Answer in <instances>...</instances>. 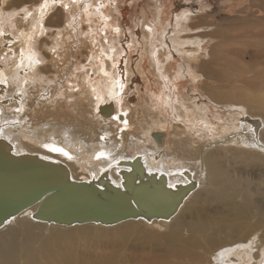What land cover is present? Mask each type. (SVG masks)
<instances>
[{"label":"bare ground","instance_id":"6f19581e","mask_svg":"<svg viewBox=\"0 0 264 264\" xmlns=\"http://www.w3.org/2000/svg\"><path fill=\"white\" fill-rule=\"evenodd\" d=\"M117 1L108 7L109 0H80L79 5L64 0L69 7L56 9L73 17L61 22L57 10L49 9L43 21L48 31L41 35L37 29L29 43L35 21L27 13L38 20L43 0H0V74L7 81L0 85V141L15 156L63 166L72 182L119 187L126 178L146 210L161 214L112 224L62 225L35 220L30 207L0 225V264H81L77 248L88 239L107 241L112 264H259L264 254V180L253 182L240 169L264 164V62L249 67L244 51L226 46L245 39L264 47V0H232L241 4L235 17L247 25L241 31L244 39L239 35L234 41L229 31L240 27L222 28L200 4L217 0H181L186 5L135 0L140 10H134L133 24L140 34L131 31L127 10L116 8ZM188 1L198 5L189 7ZM99 4L105 7L97 13ZM85 5H91L87 12ZM185 11L192 15L183 17ZM102 16L110 17L108 44ZM116 26L121 28L118 36L112 31ZM14 33L16 41L10 37ZM213 39L218 41L209 45ZM57 44L54 54L50 49ZM109 45L117 49L109 53L116 69L113 60L100 55ZM44 46L46 52L38 54L40 66L17 71L22 48L26 53L37 48L38 53ZM139 46L135 67L130 69L127 59L125 74L124 56L138 52ZM101 61L108 77L100 71ZM135 73L146 93L137 86ZM148 74L154 77V89ZM116 79L125 88L113 97L109 92ZM133 83L136 94L127 95ZM20 88L25 91L24 111L17 114ZM53 142L71 159L43 147ZM100 152L105 156L97 159ZM134 160L137 168L129 179L124 170ZM160 174L164 177L156 179ZM188 183L175 194L163 187ZM153 185L155 193L144 194ZM166 198L167 205H156ZM178 199L179 207L164 215Z\"/></svg>","mask_w":264,"mask_h":264},{"label":"water","instance_id":"95a60500","mask_svg":"<svg viewBox=\"0 0 264 264\" xmlns=\"http://www.w3.org/2000/svg\"><path fill=\"white\" fill-rule=\"evenodd\" d=\"M9 145L0 141V225L13 215L32 207L33 218L42 222L69 225L73 223L98 222L103 224L118 223L127 219L161 214L153 208L146 210L141 194L133 186L122 180V186L107 185L101 188L93 183L72 182L69 172L54 162H45L35 156H15L9 151ZM135 161V162H134ZM127 162L132 167L124 170L133 178L136 171L134 160ZM141 162V161H140ZM139 169H145L137 165ZM146 172V171H145ZM163 174L157 176L164 177ZM159 180V179H158ZM135 183L138 184V181ZM190 183V182H189ZM175 189L164 184L166 192L177 193ZM158 186V184H157ZM156 185L148 186L147 193H155ZM178 189V191H179ZM169 199H159L158 206L167 205ZM175 201L164 215L172 214L180 204ZM152 218V217H151Z\"/></svg>","mask_w":264,"mask_h":264},{"label":"rangeland","instance_id":"374dc122","mask_svg":"<svg viewBox=\"0 0 264 264\" xmlns=\"http://www.w3.org/2000/svg\"><path fill=\"white\" fill-rule=\"evenodd\" d=\"M174 1H176L177 4L186 5L184 1L183 2L181 0H174ZM139 2L138 1L136 2L135 0H118L116 3V8L120 7V8L127 10L128 15H127V19H125L126 22L128 23V25L131 26L132 32L138 31V33L140 34L139 27H136L133 24L134 10H137V9L140 10V7L138 8V5H137ZM188 3L190 4L189 7L190 6L196 7L198 5L197 2L195 3L193 1H188ZM204 3L205 2H201L200 4L203 6V8H205L207 10L208 13L213 15L216 22L219 25H221L222 28L234 29V27L235 28L240 27L239 28L240 30L237 29L236 31H233V30L229 31L228 37L230 38L231 41L238 39L239 35H241V38L244 39L243 38L244 34L241 31H242L243 27L247 26V25L244 21L236 18L237 13L234 12V11H238L241 9L240 3L235 5L234 2H232V0H217V1H214L213 3H211V2H206V4H204ZM24 7L25 6H23V8ZM56 7L57 6H55L54 9H56ZM23 8H20V9H23ZM56 10L58 13V20L61 22L66 20V19L68 20L69 18L73 17V14L70 11H67L68 14L66 15V13H64L62 8L56 9ZM52 12H55V10H53ZM235 18L237 21L235 20ZM248 20L251 21V18H248ZM132 24H133V27H132ZM214 28H215V26H211L208 29H214ZM52 30H54V29H52ZM10 37L12 39H14L15 41L18 40V35H16L15 33L12 36L10 35ZM217 41H218L217 39L216 40L213 39L209 42V45L210 44L212 45ZM230 44L231 45L226 46V48L228 50L230 48L231 49L232 48L233 49L234 48H240L242 51H244L246 53L244 60H245V64L247 66L250 67L251 65H253V63L254 64L257 63V65L259 66V64L264 62V60H263V58H264V47L254 46L252 44V42H247V41L245 42V39L243 42L237 41L236 44H234V43H230ZM237 46H239V47H237ZM240 46H243L244 48L240 47ZM137 49H138V52L133 51V53L132 52L130 53V51H128L129 55L128 54H127V56L123 55L124 61L125 60L127 61V59L130 58V62L128 64L130 69H134L133 67H135L136 61L138 60L140 46L137 47ZM34 51L37 52V48ZM44 51L46 52V46H44V48L39 51L40 53L38 52L37 54L41 55V52L44 54L45 53ZM174 57H177V56H174ZM205 59H207V57ZM122 63H123V65H125L123 61H122ZM147 68H148V70H150L149 67H147ZM135 77H137L138 82H140V83H137V86L138 87L140 86L139 88H140L141 93L142 94H143V92L146 93L144 81H143V79H141L142 77L136 73H135ZM148 77L150 79L151 85H153L151 88L154 89L155 85H156V84H153V82L155 83V81H153L154 77H152V75L149 76V74H148ZM141 83H143V84H141ZM129 86H130V89H129V92L127 93V95H129L131 91H134V93L136 94V92H135L136 84L133 83ZM186 88H187V86H186ZM190 93H192V92L190 91ZM202 99H205V97H203ZM237 164H239V163H237ZM261 165H262V167H258L259 169L257 168V166L254 169H252V168L242 169L240 166H238V168L239 167L241 168L240 172H243L245 177H247L248 179L250 177V180H252L253 182H256V181H259V179L264 180V179H261V178H264V168H263L264 164H261ZM261 165H259V166H261ZM260 175H262L263 177ZM256 179H258V180H256ZM95 240L96 239H91V241H90V239H88V241H83V244L77 248V251L81 254V264H112V259L110 258V254L112 253L113 250L107 245V241L103 240L105 242V243H103V242L95 241ZM63 256H65V258H67L69 256V253L63 250ZM61 259H63V257ZM145 264H151V262L146 261Z\"/></svg>","mask_w":264,"mask_h":264},{"label":"snow or ice","instance_id":"6c2138e0","mask_svg":"<svg viewBox=\"0 0 264 264\" xmlns=\"http://www.w3.org/2000/svg\"><path fill=\"white\" fill-rule=\"evenodd\" d=\"M71 3L73 5H79L80 0H71ZM57 5H60V6H62L65 9H67L69 7V4L65 3L64 0H43V2L38 5V9H37L38 14H39V19L38 20L34 16L33 12H28L27 13V16L28 17H33V20L35 21V23L33 24V32H32V34L27 36V39H28L29 43H31L33 41L34 36L36 35L37 29H39V33L41 35L45 34L48 31L47 29L44 28L43 21L45 19V16H46L48 10L53 8V7H55V6H57ZM90 6L91 5H85L84 11L87 12L88 8ZM107 6L108 7H115V0H109V3H108ZM102 7H105V5L99 4L97 6V8H96L97 13H100V9ZM117 14L119 15V13H117ZM190 15H192V13H189L187 11H185L182 14L183 17H188ZM182 16L178 15L176 17L177 21H180ZM73 19L75 20V17ZM102 19L105 22V28L102 30V31L105 32L104 43L108 44V37H107V34H106V30L108 28L107 21L110 19V17L102 16ZM88 23L91 24V20H89ZM69 27H72L73 30H75V25L74 24L69 25ZM112 31L115 33L116 36H118L120 34V32H121V28L119 26H116V27L112 28ZM147 31L149 33H151V32H153V28L151 26H149ZM89 32H91V29H89ZM89 32H85V33H83V35L85 37H87L89 35ZM0 35H3L2 31H0ZM130 35H131V32L127 33L126 36H125V40H127V37L130 36ZM113 43H114V41H113ZM92 44L93 45L96 44V40L95 39L92 40ZM132 46L133 45L131 43H129L128 44V49L131 50ZM58 47H59V45L57 44L56 46L52 47L50 49V51L55 54L57 52V48ZM116 51H117V49L115 47H113L112 45H109V49H108L107 52L103 48L100 49L101 57H104V58H106L108 60H113V64H112L113 69L117 68V62L115 61L114 56L109 54V53H116ZM19 55H20V62L17 65V71H19L22 68H35V66H37V65L42 63L41 59L38 58V54L36 52H34L31 47L28 48L27 53L22 48L20 50V54ZM121 55H124V53L121 52ZM155 55H156V53L153 52V56H155ZM91 60H92V57H89V61H91ZM26 61H27V63H25ZM124 64H125L124 73L126 74V65H127V61L126 60L124 61ZM100 71L103 73V75L105 77H108L110 75L109 72L104 69L102 61H101V65H100ZM165 79H167V78L165 77ZM6 83H7V81L4 78H2V74H0V85H5ZM25 83H27V81H25ZM124 88H125V83L122 82V80H119V79L113 80L112 81V90H110L109 94L112 95L113 97H115L118 94L116 90L118 89L119 93H123ZM95 91H96V89H93V92H95ZM17 94L21 98V107L16 108L15 112L17 114H20V113H23V111H24V108H23V97L25 95L24 89H22V88L18 89V93ZM100 99H101V97L97 96V100H100ZM185 111H187V109H185ZM114 119H119V117H114ZM15 122L19 123L18 120L15 121ZM124 123H127V121H124ZM205 126L207 127V125H205ZM2 132H3V128L0 127V133H2ZM101 139H103V137H101ZM43 147L46 148L49 152L60 153L62 155L68 156L69 159H71V156L69 155V153L67 151H65L64 148L56 146V144L54 142L53 143H45L43 145ZM261 148H262V150H264V146H261ZM102 156H105V153H103V152L98 153L97 154V159H99ZM169 187H174V185L170 184ZM259 264H264V254H261V259L259 261Z\"/></svg>","mask_w":264,"mask_h":264}]
</instances>
